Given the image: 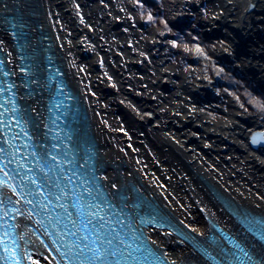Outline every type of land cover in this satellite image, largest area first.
<instances>
[{
    "label": "bare ground",
    "instance_id": "1",
    "mask_svg": "<svg viewBox=\"0 0 264 264\" xmlns=\"http://www.w3.org/2000/svg\"><path fill=\"white\" fill-rule=\"evenodd\" d=\"M248 1L230 0L231 6L228 8L231 10L232 6H238L244 10ZM92 7L104 19L92 17L89 20L92 24H88L81 22V19L78 22L72 20L73 8L69 0H0V27L5 16L16 15L14 9L19 10L29 23L31 34L36 37V41L29 44L38 49L39 55L47 54L58 63L80 107L82 118L77 124L85 138L93 144L96 174L102 188L104 186L113 193L120 192L131 197L142 195L153 202L152 207L167 222L175 228L181 227L180 233L186 231L196 238L206 236L210 230L209 222L215 223L216 219L227 223L223 228L234 232L245 214L264 218V199L258 198L264 197L259 194H264V135H253L251 129L243 131L239 125L235 127L241 136L230 134L229 128L234 125L232 122L223 126L214 125L193 109L192 115L180 116L185 122L190 121L191 127L185 124L184 127L167 128L166 125L175 123L170 109L161 110L153 100L155 95L147 89L143 90L141 84L132 91L139 98V105L119 102L116 99L117 87H113L106 78L101 60L102 52L109 54L112 48L105 40L92 41L85 32L90 30L104 39L103 24L116 27L121 26L123 20L121 15L103 12L104 8L97 0H92ZM212 16L213 20L218 16L223 19L232 17L226 11L218 15L213 13ZM235 18L237 21L236 15ZM213 20L205 22L212 26ZM244 21L249 22L246 16ZM155 36L162 39V34L156 33ZM7 40L11 44L9 36L4 38L0 34V51L8 56L9 65H13L14 54L10 52ZM94 42L101 44L98 51L94 49ZM233 42L237 43V38L231 37V44ZM118 46H114V51L118 50ZM228 51L221 53L225 55ZM162 52L160 50L154 54L161 62ZM117 56L116 62L127 60L125 55ZM128 58L130 63L137 61L132 55ZM116 67L120 71L119 77L127 80V76H121L119 65ZM161 79L166 80L164 76ZM190 90L195 92L197 86ZM213 92L214 89L208 85L201 100L211 101ZM21 101L38 121L39 100L24 96ZM206 104L208 102H204ZM232 118L240 123L237 116ZM224 126L227 133L217 130ZM176 151L180 157L174 155ZM219 156H222V160L218 159ZM154 167L162 171L171 189L157 183L152 173ZM224 174L228 177H224ZM226 178L245 183L253 192L247 191L245 195L239 184L235 195L230 194L227 192ZM27 222L29 220L25 217L15 219L18 236L24 237L20 243L31 254L32 260L39 264H55L27 230ZM231 223L232 227L229 226ZM145 233L149 243L167 262L196 261L190 244L184 239L182 241L163 229H150Z\"/></svg>",
    "mask_w": 264,
    "mask_h": 264
},
{
    "label": "rangeland",
    "instance_id": "2",
    "mask_svg": "<svg viewBox=\"0 0 264 264\" xmlns=\"http://www.w3.org/2000/svg\"><path fill=\"white\" fill-rule=\"evenodd\" d=\"M199 1L200 0H97L102 8H104L103 12L117 14L118 16L121 15L123 23L121 26L119 25L116 27H114V25H108V23L103 24L104 39L97 33H91L90 30L88 33L85 32V34L89 35L92 41L105 40L112 48L109 54L102 52L101 60L106 78L114 82L119 87L120 91L123 90L124 84L117 73L119 70L116 67L118 63L116 59L118 58L117 55L126 56L127 60L124 61L127 64V69L132 73V76L136 77L137 81L139 80L142 88H144L143 90L147 89L146 91L153 93L156 97H154L153 100L157 103V106L161 108V110L165 108L167 110L170 109L169 112L174 116L173 122L175 123L166 125L167 128L184 127L185 124L191 127L190 121L185 122L186 120L180 118V116L192 115L191 112L193 109V111L196 110L198 113L204 115V117L214 125L223 126L224 123L232 122L234 125L229 128L231 129L229 133L238 135L239 133L235 126L239 125L247 128L253 126V124H251V122H247V124L242 122L238 123L232 116L241 113L254 114L264 120V108L261 107L264 105V100L260 99V94L255 95L252 93V95H250L243 90L242 94L238 95L229 90V88L216 85V83H219L221 80L229 84L234 82V79L231 78L222 67L219 68L215 60V53L218 54L221 50L227 51L233 48L230 46V41L228 40V36L225 35V32L214 33L216 35V40L213 42L204 40L200 34L203 27L201 21L204 19L208 21L211 20L213 13L218 15L224 7L230 5V0H208V2L203 1L202 5L198 4ZM69 2L73 8L71 14L74 17V19L72 18L73 21L76 20L78 22V19H81V21L85 23L92 24L89 21L92 17L99 20L104 19L101 13L93 10L92 0H69ZM6 7L9 9L8 5H6ZM238 9L240 8L238 7ZM19 13L20 15L22 14V12ZM149 16H151V19H149ZM230 27L232 28L233 26ZM58 28L59 27H57V29ZM27 31L28 38L31 41H36L34 34H31L32 31H30L29 23ZM156 33L162 34V39L156 37ZM0 34L4 38L8 37L3 31L2 25L0 27ZM168 42H170V44ZM95 43L94 49L98 51L101 44L99 45L97 42H94V44ZM8 45H10V52L12 51L13 53L9 41ZM114 46H116V48L118 46V50L115 49L114 51ZM197 49L200 51H197ZM160 50L163 51V63L161 60L155 58L154 55L156 51L159 52ZM237 51L236 49L234 52H229L228 56L229 60L232 61L231 63H233L229 65L234 69L235 66H243L242 61H244ZM131 55L137 58V61L130 63L128 57ZM2 56L9 68H14V64L9 65L10 62L8 63V61L10 60L8 56L5 53H2ZM158 61H160V63ZM56 64L58 65L57 62ZM163 71H165L164 74H162ZM183 75L186 79L182 78ZM162 76H164L166 80H159ZM246 79L256 84V82L254 83V81L248 77H246ZM184 80L195 84L197 86L195 92L200 95L205 94V89L208 85L213 86L214 92L211 101H202L200 95L197 97L193 95L195 97L191 98L185 94L184 91H187L188 88L187 86L184 87L186 84V82L183 83ZM140 84L138 85L139 87ZM68 87L70 88V85H68ZM122 93H125V91ZM120 95L121 97L125 96L123 94ZM125 98H127V103L139 105L137 101L139 100L138 97L133 96L135 99H129V97ZM204 102H208L209 105H204ZM259 127L264 134V123H260ZM218 128L217 130L220 132L227 133L225 126L221 129ZM239 135L241 136V134ZM238 150H240V148ZM176 152L174 155L180 157L178 152ZM218 159L222 160V156H219ZM235 159H237V157H235ZM221 169H223V167ZM221 171L223 172V170ZM152 173L154 179L160 186L166 188L171 187L161 170L154 167L152 168ZM224 177H228V175L224 174ZM226 179V185L231 190L229 191V188H227V192L232 195H235L234 191L239 184V186L243 188L245 195H247V191L249 193L253 192L245 183H239V181L230 178ZM103 189L106 190L105 192L110 196L113 195V192L107 188L105 189L104 186ZM174 191L175 194H177L175 189ZM175 194L174 197L176 196ZM259 194L261 196L264 195L263 192ZM236 195L238 194L236 193ZM258 198L261 200L264 199V197ZM215 223L222 227L227 224L220 219H216ZM229 226L232 227V223ZM194 257L195 255L193 258Z\"/></svg>",
    "mask_w": 264,
    "mask_h": 264
},
{
    "label": "snow or ice",
    "instance_id": "3",
    "mask_svg": "<svg viewBox=\"0 0 264 264\" xmlns=\"http://www.w3.org/2000/svg\"><path fill=\"white\" fill-rule=\"evenodd\" d=\"M149 19H151V16H149ZM13 27H15V25ZM197 51L200 50L197 49ZM2 65L3 61H0V68H2ZM4 75H7V73L5 72ZM8 102L9 101H5V103ZM261 107L264 108V105H262ZM0 108H4L3 103H0ZM7 111L8 110L5 109V111L0 112V132L3 131V128L5 126V121L3 117L5 115V112ZM17 111L18 110L14 106L13 102L11 112L13 114H16ZM17 123H19V121H17ZM253 142H256L255 139L253 140ZM53 147L55 148L56 146L53 145ZM4 153L5 149L0 148V158H3ZM33 155L36 154L33 153ZM50 158L52 161H57L56 156H51ZM9 163H11V161H9ZM60 163L62 162L57 161V167H59ZM6 167L7 165L0 166V173H3V177H7L9 175V173L5 171ZM80 167L83 168V165H81ZM13 171L16 170L13 169ZM41 171H43V169H41ZM49 171H51V169H49ZM3 177H0V188L8 186L15 193V186L6 185ZM30 183L35 184L36 181L32 179L30 180ZM25 187H28V185H25ZM55 187L59 190V192H50V195L55 196L57 200L65 198L66 193L64 192V189L60 188L59 184H56ZM112 187L115 188L116 186L112 185ZM93 188L98 190L100 188V185H94ZM93 188H85V191L89 194V196L92 195ZM28 194H33L31 189H29ZM2 203L3 201H0V204ZM9 203H11V201H9ZM28 203H31V201H28ZM107 203V200H105L106 205ZM112 206L114 207V205ZM60 207L63 209L64 213L67 214V217L69 218L73 227L76 228V231L88 230V226L92 225V229L90 231L97 233L95 239L89 240V236L84 235L81 237H77L78 240L89 241L91 245H95L97 241H99L100 244L104 247V251L101 252L99 249L89 247V244H85L83 248L80 247L79 243L64 244V234L59 231L55 233H49L47 227H45L46 235H49L50 238L53 235L55 236V239H52V245L55 246L60 243L63 247H65L66 251L61 253V256H67L70 261L79 260L80 264H85V261L91 264V262L97 260L102 261V264L104 261H108L109 264H156V261L159 260V258L155 255L152 249L147 247V245L141 240V237L136 235L135 231H130L129 233L125 234L128 239L123 238L121 236V233L111 226V218H108L106 214L100 215L99 211L95 213L87 211V209H85L84 206L80 204L79 197H77L76 200L73 202L72 207H75L77 209V215L81 218L79 220L80 227L77 226L76 221H71V213L68 212V207L63 204L60 205ZM92 207L99 208V205H92L91 203L87 205V208L89 209ZM4 215H7V213H4ZM113 215L116 217L115 222L117 224H123V221L117 214L113 213ZM154 220L155 218H153V222ZM93 221H95L96 223L94 224ZM48 222L49 224L62 223L60 218H57L54 222L51 218H49ZM40 223L43 224L42 221ZM243 223L247 225L249 231L260 234L261 238L264 239V218L250 217L248 216V214H245L243 217ZM106 225L109 227L107 228V231H103L106 228ZM0 227H3V225H0ZM64 227L67 228V224H65ZM128 227L131 228V225H128ZM10 232L11 226L9 227V229H6L4 231V234L2 236H0V250H2V254H0V260L4 261L5 264H22V262L24 261H31V264H39L38 261L32 260L30 253H25L24 251H22L20 245L17 243L18 240H23L24 237L13 236L11 237V239H7V237L10 236ZM67 234L75 236L76 232H71ZM45 246L47 247V245ZM237 247L239 246L237 245ZM74 248L78 251L73 252ZM56 250L59 251V248H57ZM89 252L92 254L90 256L86 255V253ZM241 252H243V249H241ZM205 255H207V253H205ZM243 255L249 261H251L252 258L248 255L247 252H243ZM236 259L239 261V264H244L243 260H241L240 257H236ZM159 264H165V262L163 260H160ZM258 264H264V262H258Z\"/></svg>",
    "mask_w": 264,
    "mask_h": 264
},
{
    "label": "water",
    "instance_id": "4",
    "mask_svg": "<svg viewBox=\"0 0 264 264\" xmlns=\"http://www.w3.org/2000/svg\"><path fill=\"white\" fill-rule=\"evenodd\" d=\"M203 1H206V0H200L198 2V4L202 5ZM235 8H236L235 13L237 16V21H236L235 27H234V32L236 35L235 34L234 35H235V38H237L238 44H240V46H242V45L246 46V45H248V43H254V45H257L256 46V49H257L256 54H259L260 59H264V0H249L248 4L244 8V10H243V8L238 9V6H235ZM14 10H15V12H18V13L20 12L17 9H14ZM41 15L44 16L45 15L44 12H42ZM47 16H48V14H47ZM245 16L248 18L249 22L244 21ZM244 23H246V24H244ZM11 28L14 29L12 23H11ZM261 31L263 32L261 34L262 36L259 35ZM10 32H11V34H14L13 38L15 40L18 39V36L16 35V33H18L17 31L12 30ZM209 38L213 39L214 37H209ZM113 49H114V47H113ZM124 64H125V61H123V60H122V63H120V62L117 63V65H119V67L122 69V72H121L122 75L121 76H125V77L127 76L128 77L127 80L122 79V82L124 84L123 90L120 91L119 87L112 81H111V85L113 87H117V89H116V91H117L116 97L117 98L116 99H119V102L127 103L126 102L127 98H125V97H129V99H132L134 96L132 94V91H134L137 87H139L138 85L140 84V82H139V80L137 81L136 77L132 76V73L127 69V66H126L127 64L125 66H124ZM241 71L244 75H247L249 79H251L253 81L257 80L260 82V84L264 85V75H262L261 78L259 79L258 77L254 76L255 74H253L251 71H249V69L247 67H241ZM117 73H118V76H120V71ZM124 73H125V75H124ZM49 78L50 79L48 81L47 91L52 94L54 92L56 86H57V82L53 76L50 75ZM123 91H125V93H122ZM135 92L137 93V91H135ZM120 94H123L125 96L121 97ZM133 99H135V98H133ZM127 104H129V103H127ZM235 116H237L239 118V121L244 123V124H247V122H251V124H253V126H249L247 128L242 127L243 131L244 130L247 131V129H251L250 133L253 135H255V134L264 135L261 132L260 127H259L260 123H264L262 118L257 117L254 114H242V113L239 115H235ZM78 118H82V115H80ZM76 123H79V120Z\"/></svg>",
    "mask_w": 264,
    "mask_h": 264
},
{
    "label": "flooded vegetation",
    "instance_id": "5",
    "mask_svg": "<svg viewBox=\"0 0 264 264\" xmlns=\"http://www.w3.org/2000/svg\"><path fill=\"white\" fill-rule=\"evenodd\" d=\"M206 2H208V0H206ZM232 11L228 8V7H224L223 10L221 11L222 14H224V11H226L227 13H230L231 14V18H222V17H216V20L214 19L213 20V16L211 17V20L212 21V26H211V23L210 24H207L205 22V19L202 20L201 22L203 23V27L201 29V32L200 34L202 35V38H204V40H209L211 42L215 41L216 40V32L217 33H223L225 32L228 36V40L230 41V46L233 48V49H237L238 51V54L243 58L244 61L243 62V66H235V69L240 73L242 74L245 78L248 77L247 75H244L241 71V67H247L249 69V71H251L253 74H255L254 76L258 77L259 79L261 78L262 75H264V59H260L259 58V54H256V46L257 45H254V43H248V45L246 46H240V44L237 43H232L231 44V37L235 38V32H234V27H235V23H236V18H235V15H236V8L235 6H232L231 7ZM230 26H233L232 28ZM215 33V34H214ZM263 32L261 31L260 32V36H262ZM214 34V35H213ZM235 34V35H234ZM233 35V36H232ZM209 37H214L213 39L212 38H209ZM233 49H229L228 53L225 54V55H222L221 52H223V50H221L218 54L215 53V57H216V62H222V63H227V64H233L231 63L232 61L229 60V52H234L235 50ZM225 52V50H224ZM159 60V58H158ZM180 76V75H178ZM184 79H186V77L183 75ZM185 86H187L188 90L187 91H184L185 94H187L189 97L191 98H194L195 96H199L200 94H196V92H191L190 88L192 87H195V84L193 83H190L188 82L187 80H184L183 83H185ZM256 82L257 85L261 86V87H264V85L260 84L259 81L257 80H254V83ZM189 83V85H188ZM216 85H218V82L216 83ZM213 88V86H211ZM195 95V96H193ZM204 95V94H203ZM201 97V95H200ZM241 113V112H240Z\"/></svg>",
    "mask_w": 264,
    "mask_h": 264
},
{
    "label": "trees",
    "instance_id": "6",
    "mask_svg": "<svg viewBox=\"0 0 264 264\" xmlns=\"http://www.w3.org/2000/svg\"><path fill=\"white\" fill-rule=\"evenodd\" d=\"M216 64L219 65V68L222 67L223 70L227 72L231 78L234 79V82L230 84L224 80H219L220 82L218 83V86L229 88V90H231L233 93L235 92L238 95H241L243 90L248 92L250 95H252V93H254L255 95L260 94V99L264 100V87L251 83L236 69H234L227 63L216 62Z\"/></svg>",
    "mask_w": 264,
    "mask_h": 264
}]
</instances>
